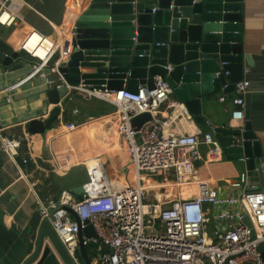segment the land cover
<instances>
[{
	"label": "water",
	"instance_id": "water-1",
	"mask_svg": "<svg viewBox=\"0 0 264 264\" xmlns=\"http://www.w3.org/2000/svg\"><path fill=\"white\" fill-rule=\"evenodd\" d=\"M243 2L89 0L75 17L67 36L68 58L57 60L53 73L57 76L56 84L46 92L54 108L46 119L29 122L28 132L45 135L50 131L64 110L65 100L78 94L80 86L138 93L140 86L154 89L157 78H161L173 97L185 104L201 132L212 133L227 160L243 161L249 172H257L262 188L264 146L251 122L247 121L244 129L214 127L204 114L205 101L216 93L235 91L236 83L245 78V65H253L244 51ZM21 56V52L0 38V67L19 68L24 63ZM226 72L230 75L226 76ZM152 120L150 113L138 115L132 128L139 131ZM1 151L0 140V155ZM103 158L107 169L109 160ZM15 162L22 170L32 172L31 159L18 155ZM195 164L199 166L201 162ZM70 191L81 196L84 188ZM39 219L38 212L31 224L21 230L0 223V264H92L84 245L85 238L97 237L91 225L79 232L77 263L50 222L38 224ZM244 223L251 227L248 217ZM259 250L264 257V244Z\"/></svg>",
	"mask_w": 264,
	"mask_h": 264
},
{
	"label": "built area",
	"instance_id": "built-area-1",
	"mask_svg": "<svg viewBox=\"0 0 264 264\" xmlns=\"http://www.w3.org/2000/svg\"><path fill=\"white\" fill-rule=\"evenodd\" d=\"M11 2L0 0V26L10 30L21 20L10 7ZM61 47L62 41L34 29L22 39L18 51L32 59L37 68L49 67L54 73ZM78 90L89 100L94 97L117 108L121 115L119 133L125 140L129 166L138 181L132 184L126 181V186L114 187L102 157H98L90 163L83 162L87 181L81 196L63 191L55 202H39L41 221L50 222L75 262L79 263V232L91 225L97 237L85 238L84 245L95 264H264L263 252L259 250L264 244V186L251 185L248 172H242L232 184L244 190L239 199L240 209L234 214L220 215L229 222L215 231L213 237L208 232L204 205L228 204L230 200L221 199L218 190L210 184L199 182L198 192L191 198L146 199L143 175L178 170L180 151L184 149L189 153L188 162L194 166L201 158L199 146L203 134L217 144L212 133L201 130L193 134H165L164 127L172 122L158 117L173 95L163 79L157 78L154 89L140 86L138 93L83 86ZM249 90V81L236 83L231 99L235 107L233 120L245 119V95ZM220 101H227V97H221ZM169 108L177 118L192 117L183 103ZM78 112L74 110L75 114ZM144 113H150L153 120L139 131L133 130L132 121ZM19 148V141L1 139V149L14 161ZM246 217L251 227L244 223Z\"/></svg>",
	"mask_w": 264,
	"mask_h": 264
},
{
	"label": "crops",
	"instance_id": "crops-1",
	"mask_svg": "<svg viewBox=\"0 0 264 264\" xmlns=\"http://www.w3.org/2000/svg\"><path fill=\"white\" fill-rule=\"evenodd\" d=\"M69 1L12 0L10 7L17 12L21 20L12 30L0 26V38L18 50L22 39L31 30L35 29L44 34L51 32L53 38L63 43L55 61L60 57L68 58L66 34L72 19L67 16ZM88 3L89 0H81L77 5V14ZM243 3L244 51L251 57L253 64L251 67L245 65L244 80L250 82V90L245 95V119L237 121L232 118L235 108L231 103L234 97L233 90L216 93L207 99L204 103V114L214 127L221 125L244 129L246 122L250 121L253 131L257 133L264 146V0H244ZM7 30L11 35H5ZM21 58L24 63L17 69L0 67V123L3 126L0 130V140L8 138L19 141V155L33 162L32 172L22 170L12 157L1 149L0 223L4 222L17 230L31 224L39 212V202H55L63 191H70L85 184L87 174L82 158L84 152L94 151L99 153V157L107 155L117 172L125 168L129 162L126 148L123 147V144L126 146L125 140L116 133L119 132L121 115L116 110L110 113L104 102L99 100L92 102L83 93L71 95L65 100L60 118L45 135L30 134L27 129L29 122L46 119L54 108V105L48 102L46 92L48 87L56 84L57 76L49 67L37 68L35 62L24 53ZM221 97H227V101L221 102ZM177 103L180 102L171 96L168 107L164 106L161 110L162 115L158 117L162 121L169 119L172 122L171 125L164 127L165 134L200 132L193 117L184 115L177 118L178 115L172 112L169 107L172 108ZM75 109L79 110L77 114L74 113ZM96 111L101 113L90 114ZM206 135L203 134V141L199 146L201 165L192 166L188 162V151L186 149L180 151L181 167L178 170L182 175L184 173L193 177L191 182L187 181L190 184L174 179L173 189L165 187V181L168 182L170 177L168 175L174 174L175 171L158 176L145 175L144 180L147 192L150 190L156 195L148 199L146 194L147 200L172 201L191 198L197 194L198 183L201 181L217 189L221 199H228L230 202L216 206L204 205L208 232L213 237L215 231L229 222L220 218V215L223 212L234 214L241 207L239 199L244 190L232 186L240 174L248 172L251 185L259 186L260 180L257 172H249L243 161L227 160L221 148L208 141ZM100 149L102 151L99 152ZM117 156H121L124 162L117 159ZM77 172L85 173L86 176L80 179ZM159 176L165 178L164 183L156 180ZM40 222L41 219L37 223Z\"/></svg>",
	"mask_w": 264,
	"mask_h": 264
},
{
	"label": "bare ground",
	"instance_id": "bare-ground-1",
	"mask_svg": "<svg viewBox=\"0 0 264 264\" xmlns=\"http://www.w3.org/2000/svg\"><path fill=\"white\" fill-rule=\"evenodd\" d=\"M81 0H70L69 3H68V13L71 14V20H70V28L66 34V37L68 36L69 32L71 31V26L73 25V22L75 20V17L77 15V12H78V9H77V5L78 3L80 2ZM58 34L60 35V31L57 30ZM61 36V35H60ZM28 47V46H26ZM97 95V93H96ZM106 106L109 108L111 106H108L109 104L108 103H105ZM113 112V110L110 108V113ZM117 131V130H116ZM119 136H120V133L117 131L116 132ZM99 148V147H98ZM102 151L101 149L99 150V152ZM99 153H96L94 151H86L82 154V158H83V162L84 163H90L94 158H98ZM106 156V157H105ZM104 158H108L109 160V166L107 167V169L105 168L108 176L110 177L111 179V182H113V186L114 187H122V186H126L125 185V182L127 181L129 184H132L133 181H138V177L132 172V168L130 165V161L128 162V164L126 165L125 168H123L122 170L118 171L116 170V167L115 165L113 164V162L111 161V159L105 155ZM103 158V159H104ZM124 170V173H122ZM145 175H143L144 177Z\"/></svg>",
	"mask_w": 264,
	"mask_h": 264
},
{
	"label": "rangeland",
	"instance_id": "rangeland-1",
	"mask_svg": "<svg viewBox=\"0 0 264 264\" xmlns=\"http://www.w3.org/2000/svg\"><path fill=\"white\" fill-rule=\"evenodd\" d=\"M67 16H68V18H70L71 17V14L69 13V14H67ZM5 35H11V32L9 31V30H7L6 31V34ZM70 97V96H69ZM91 101L92 102H94V101H98V99L97 98H92L91 99ZM100 101V100H99ZM108 106H111V107H109V109L111 108L113 111L114 110H116L117 108L115 107V106H113V105H111V104H109ZM116 112H118V110H116ZM123 147H124V149L126 148V146L123 144ZM125 151H126V149H125ZM127 153V152H126ZM128 156V155H127ZM101 157H104V156H101ZM117 159H120L122 162H124L123 161V158L121 157V156H117L116 157ZM130 161V160H129ZM77 174H78V176L80 177V179H83L86 175L84 174V173H82V172H77ZM178 174V175H177ZM158 175H160V174H156V175H149V176H158ZM182 175V172L181 171H179V170H175V172H174V174H171V175H168V176H170L169 178H168V182H166L164 179V177L162 176H159V177H157L156 178V180L157 181H159L160 183H164V181H165V183H166V185H164L165 187H167V188H170V189H173V187H174V179H178L181 183H187V181H189V182H191L192 181V179H193V177H191V176H188L187 174H184L183 173V175ZM179 176V177H178ZM65 180H67V179H65ZM65 180H63V182L65 181ZM163 180V182H161ZM187 184H190V183H187ZM156 195H155V192H153V191H148L147 192V198L149 199V198H153V197H155ZM92 254V253H91ZM93 255V254H92ZM79 260H80V258H79Z\"/></svg>",
	"mask_w": 264,
	"mask_h": 264
},
{
	"label": "trees",
	"instance_id": "trees-1",
	"mask_svg": "<svg viewBox=\"0 0 264 264\" xmlns=\"http://www.w3.org/2000/svg\"><path fill=\"white\" fill-rule=\"evenodd\" d=\"M92 113H94V114H100L101 111L91 112L90 114L92 115ZM84 174H85V173H84ZM85 175H86V174H85Z\"/></svg>",
	"mask_w": 264,
	"mask_h": 264
}]
</instances>
